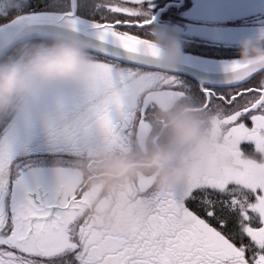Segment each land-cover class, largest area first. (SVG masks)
<instances>
[{
	"label": "snow or ice",
	"instance_id": "6c2138e0",
	"mask_svg": "<svg viewBox=\"0 0 264 264\" xmlns=\"http://www.w3.org/2000/svg\"><path fill=\"white\" fill-rule=\"evenodd\" d=\"M31 7L29 2L25 9ZM47 8L23 11L18 19L56 32L87 33L98 81L95 90L72 97L64 109L67 128L51 135L58 146L80 160H90L93 152L129 151L152 134L158 103L186 101L208 114L225 146L248 161L238 159L219 178L179 192L137 185L144 219L112 234L88 221L82 177L72 162L53 176L14 179L12 152L0 143V264H264V178L249 167L264 168V71L234 60L226 69L228 90L195 94L174 70L163 72L157 63L147 38L152 0H48ZM135 78L144 91L127 95ZM117 89L122 94L115 95ZM243 144L253 146L254 155ZM66 184L76 186L70 195L63 194ZM194 202L196 210L189 206Z\"/></svg>",
	"mask_w": 264,
	"mask_h": 264
},
{
	"label": "clouds",
	"instance_id": "9594fccd",
	"mask_svg": "<svg viewBox=\"0 0 264 264\" xmlns=\"http://www.w3.org/2000/svg\"><path fill=\"white\" fill-rule=\"evenodd\" d=\"M28 4L29 0H0V16L23 14ZM148 37L161 71L173 70L183 55L179 40L157 29H150ZM91 46L88 39L61 30L46 42L22 41L12 55L0 57V124L27 120L42 134L66 128L64 109L71 98L98 87ZM237 49L241 65L264 71V32L240 40ZM143 91V81L135 78L127 95ZM114 94L122 93L117 89ZM151 124L152 134L137 139L131 150L93 152L83 166L77 164L86 217L98 230L124 233L144 219L146 206L137 190L141 183L158 193L179 192L219 178L238 159L248 161L225 146L208 114L186 101L158 103ZM249 167L264 178V168ZM74 187L64 185L63 194L70 195Z\"/></svg>",
	"mask_w": 264,
	"mask_h": 264
},
{
	"label": "flooded vegetation",
	"instance_id": "af4514ba",
	"mask_svg": "<svg viewBox=\"0 0 264 264\" xmlns=\"http://www.w3.org/2000/svg\"><path fill=\"white\" fill-rule=\"evenodd\" d=\"M152 3L151 16L154 20L150 29L178 39L183 53L204 60H238L239 41L264 32V0H152ZM96 17L89 19L99 20V16ZM129 31L142 37L145 35L136 29ZM174 75L185 90L201 94L202 88L197 82L186 76ZM228 88L207 87L214 91H226ZM63 130L42 134L27 120L13 119L0 124V143L9 146L14 158L13 178L33 173L28 172L32 169L40 171L34 173L45 175L65 167L66 157L75 158L58 146L51 136L62 134ZM241 147L246 154L254 155L253 146L243 144ZM79 165L83 166L82 163Z\"/></svg>",
	"mask_w": 264,
	"mask_h": 264
},
{
	"label": "water",
	"instance_id": "95a60500",
	"mask_svg": "<svg viewBox=\"0 0 264 264\" xmlns=\"http://www.w3.org/2000/svg\"><path fill=\"white\" fill-rule=\"evenodd\" d=\"M60 32L41 27L37 22H28L15 18L0 25V57H7L19 43L25 40L48 41L57 38ZM89 41L87 33L74 34ZM232 61L221 62L204 60L197 56L183 54L172 74L188 77L197 82L200 88H228L230 73L226 71Z\"/></svg>",
	"mask_w": 264,
	"mask_h": 264
},
{
	"label": "trees",
	"instance_id": "16d2710c",
	"mask_svg": "<svg viewBox=\"0 0 264 264\" xmlns=\"http://www.w3.org/2000/svg\"><path fill=\"white\" fill-rule=\"evenodd\" d=\"M29 2L31 3L32 7L30 9H25L24 11L25 12H43V11H46V10H50L47 8V4H48V0H29ZM22 14L20 13H10L6 16H0V25H3V24H6V23H9V21L15 19V18H18L20 17ZM81 15L84 17V18H88L91 17L89 16L87 13H84V12H81ZM89 17H87V16ZM98 17V16H97ZM96 17V18H97ZM97 19H100L99 17ZM32 42H46V41H32ZM14 52V50L12 52H10V55H12V53ZM9 55V56H10ZM100 59H104L103 57H99ZM84 160H80V159H77L76 161L80 164H84ZM193 210H196L198 208V205L194 202L192 204L189 205Z\"/></svg>",
	"mask_w": 264,
	"mask_h": 264
},
{
	"label": "rangeland",
	"instance_id": "374dc122",
	"mask_svg": "<svg viewBox=\"0 0 264 264\" xmlns=\"http://www.w3.org/2000/svg\"><path fill=\"white\" fill-rule=\"evenodd\" d=\"M216 61L227 62V61H232V60H228L227 59V60H216ZM63 132H64V130H63ZM65 159H66V165L72 162L73 166L77 169V175L79 177H81L80 174H79V169L77 168V164H78V162L76 161L77 159H75V158H73L71 156H68ZM54 169H56V168H54ZM37 171H38L37 169L36 170L35 169H32V170H29L28 172H33L34 173V172H37ZM56 171L57 170H54L53 172H49L48 174H45V175L46 176H53L56 173ZM38 172H40V171H38Z\"/></svg>",
	"mask_w": 264,
	"mask_h": 264
}]
</instances>
